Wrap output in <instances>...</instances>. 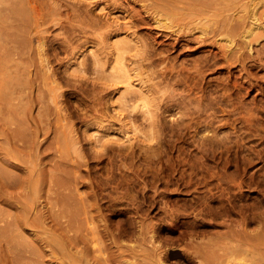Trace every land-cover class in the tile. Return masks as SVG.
Listing matches in <instances>:
<instances>
[{"label": "rangeland", "instance_id": "1", "mask_svg": "<svg viewBox=\"0 0 264 264\" xmlns=\"http://www.w3.org/2000/svg\"><path fill=\"white\" fill-rule=\"evenodd\" d=\"M171 2L25 1L24 60L0 52V84L8 57L23 67L17 111L0 109V124L25 135L12 145L0 130V172L15 177L5 186L0 173V210L18 241L0 246V264H145L156 245L170 253L162 264H184L216 230L264 232V0L226 13L256 4L262 24L228 63L227 43L187 34L189 13ZM60 204L79 206V223Z\"/></svg>", "mask_w": 264, "mask_h": 264}, {"label": "bare ground", "instance_id": "2", "mask_svg": "<svg viewBox=\"0 0 264 264\" xmlns=\"http://www.w3.org/2000/svg\"><path fill=\"white\" fill-rule=\"evenodd\" d=\"M25 1L26 0H0V52L4 51V53H7V55L12 53L14 60L16 58L24 60V54L28 45L26 28L28 25V8L26 7ZM241 1L242 0H172L171 4L175 10L174 16L179 18V11L181 10H187L189 15H191H186L185 17L183 16L181 18L184 20V22L181 24V29H184V31L187 29V34L198 29L203 35L201 38L204 41L209 40L213 44H219V42L223 40L227 43L226 46L228 49L224 50L222 58L228 63L230 61L229 51H231L239 42L250 45L251 41L249 39L252 38L256 30L262 25L256 12L257 10L255 9L256 4L253 5L248 15L244 17H235L233 15L231 16L230 14H226L230 11H233V9L238 6ZM156 10L158 12L163 11V8L158 5L156 6ZM240 10L241 9H236L235 12H239ZM36 11H39V9ZM224 14L228 16L221 19L220 17ZM241 18L242 20H238ZM207 20H212V22ZM159 22H162V20H159ZM36 25L39 26V23L37 22ZM191 38H193L192 35H190L189 39ZM195 39L197 40V38ZM195 42L199 43L198 41ZM42 44H44L43 41ZM41 47L43 48V46ZM12 57H8L5 60L4 66L6 70L2 71L3 75L0 84V103L2 104L0 109L7 114H14V112L17 111L16 108L11 106L12 101L9 95L11 94L10 90L13 89V87L16 88L20 84V80H22L20 72L23 70V67L15 61L13 62V60L10 64ZM47 68L50 69V67ZM189 70H191L192 73L188 72L186 76H189V78H191L194 82H196V80L199 78V75H203L204 73L203 64L198 62H195L192 67L189 68ZM53 83L55 82H51V84ZM2 123L8 126V128H6L0 124V130L3 134H5L7 143L12 145H24L25 140L23 139L25 135L20 130L12 127V123L6 122L4 120H2ZM0 173L2 178L6 181L5 186L11 185L15 182L13 180L15 177L12 174L4 170H1ZM0 185L3 186L4 184L0 183ZM54 185L58 191L59 198H62L59 200H64L61 201V203H67L70 205L72 202V194L68 192L66 185L60 181H56ZM23 188V190H25L26 187ZM62 204H60V209H57L59 218L68 217L71 222L79 223V216L81 215L82 211L80 207L76 205V208L71 211L69 208L61 206ZM89 216L90 217L86 218H88V221L94 225L95 221L93 215L91 214ZM89 226L91 225L89 224ZM214 226L218 225L214 223ZM141 229L142 236L144 233H148L145 227H142ZM217 231L218 230H216L215 237L208 239V241H201L191 245L190 249L184 253V264H264V232L258 231L256 233H252L250 232L251 229L249 231L246 228L237 229L235 227L228 230H221V232L220 230L219 232ZM153 238L154 236L152 235L150 239ZM144 240H146V237H144ZM17 242L18 241L15 240V237L12 234L10 221L5 217L4 212L0 210V246L5 244L7 247L12 246L17 248ZM153 247L154 248L152 249L151 256H148V258L145 257L146 260L144 263L162 264L163 259L166 257L168 258L170 254L169 251L159 245ZM95 254L96 253H94V255ZM17 259L18 261H21L19 258Z\"/></svg>", "mask_w": 264, "mask_h": 264}]
</instances>
